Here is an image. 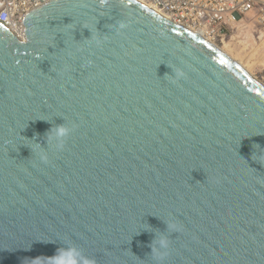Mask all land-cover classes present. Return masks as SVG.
Masks as SVG:
<instances>
[{
	"label": "water",
	"instance_id": "obj_1",
	"mask_svg": "<svg viewBox=\"0 0 264 264\" xmlns=\"http://www.w3.org/2000/svg\"><path fill=\"white\" fill-rule=\"evenodd\" d=\"M0 24V264H264V86L136 0Z\"/></svg>",
	"mask_w": 264,
	"mask_h": 264
},
{
	"label": "built area",
	"instance_id": "obj_2",
	"mask_svg": "<svg viewBox=\"0 0 264 264\" xmlns=\"http://www.w3.org/2000/svg\"><path fill=\"white\" fill-rule=\"evenodd\" d=\"M169 20L208 40L225 39L226 30H239L255 11V0H141ZM51 0H0V24L20 40L26 39L25 20ZM261 20L264 23V11Z\"/></svg>",
	"mask_w": 264,
	"mask_h": 264
},
{
	"label": "rangeland",
	"instance_id": "obj_3",
	"mask_svg": "<svg viewBox=\"0 0 264 264\" xmlns=\"http://www.w3.org/2000/svg\"><path fill=\"white\" fill-rule=\"evenodd\" d=\"M255 1V11L245 19L239 30H226L225 39L213 42L222 49L229 46L225 51L227 56L264 86V23L261 20L264 0Z\"/></svg>",
	"mask_w": 264,
	"mask_h": 264
},
{
	"label": "bare ground",
	"instance_id": "obj_4",
	"mask_svg": "<svg viewBox=\"0 0 264 264\" xmlns=\"http://www.w3.org/2000/svg\"><path fill=\"white\" fill-rule=\"evenodd\" d=\"M136 1H138V2H140L141 4L145 5V6L148 7L151 11H153V12L156 13L157 15L161 16L163 19H167L168 21H170L169 18H168L167 16H165L163 13H161V12L158 11L157 9L153 8V6H150L149 4H147V3H145V2H143V1H141V0H136ZM243 24H244V22L241 23V26H242ZM187 31L190 32V33H192L193 35H195V36L201 38L202 40H204L208 45H210V46L213 47L214 49H217L218 52H220L222 55L227 56V54H226L225 51H228L229 46H226L225 48L222 49V48L218 47V46L213 42V40H208V39H206L205 37H202V36H200V35H197V33L194 32V31H192V30H188V29H187ZM227 57H228V56H227ZM237 64H238V63H237ZM238 65H239V64H238ZM240 66H241V65H240ZM241 67H242V66H241ZM242 69L244 70L243 67H242ZM244 71L247 72L246 70H244ZM247 73H248V72H247ZM248 74H249V73H248Z\"/></svg>",
	"mask_w": 264,
	"mask_h": 264
}]
</instances>
